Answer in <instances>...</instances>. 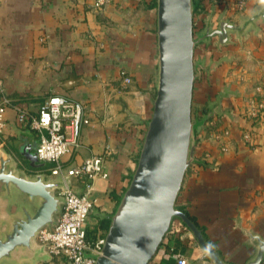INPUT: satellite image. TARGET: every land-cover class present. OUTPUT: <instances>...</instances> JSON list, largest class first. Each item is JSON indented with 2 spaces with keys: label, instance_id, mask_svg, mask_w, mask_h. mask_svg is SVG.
<instances>
[{
  "label": "crops",
  "instance_id": "crops-1",
  "mask_svg": "<svg viewBox=\"0 0 264 264\" xmlns=\"http://www.w3.org/2000/svg\"><path fill=\"white\" fill-rule=\"evenodd\" d=\"M149 1L0 0V98L6 95L31 113L52 94L84 103L90 123L82 127L79 145L63 156L65 168L110 151L104 164L107 178L93 181L96 205L87 222L93 232L106 231L107 222L94 212L113 211L140 148L144 123H134L124 106L142 119L147 116L143 92L156 67L155 6ZM261 7L264 0H247L242 8L237 0H199L194 31L204 27L209 15L214 23L217 18L238 23ZM230 36L227 45L217 46L212 38L195 48V59L221 61L195 80L192 110L201 115L209 101L222 96L220 113L197 132L194 155L203 163L186 171L177 204L226 261L243 264L257 245L246 231L264 236V21L257 30ZM121 69L133 80L124 91L119 87ZM4 119L0 148L15 155L28 174L48 168V163L32 167L24 157L35 154L36 131L18 122L13 107L5 109ZM72 182L76 191L84 190L82 180ZM16 209V203H7L0 218ZM186 232L175 219L148 264H178L173 254L186 264H214L198 262L203 251ZM39 253L36 264H67L63 257Z\"/></svg>",
  "mask_w": 264,
  "mask_h": 264
},
{
  "label": "water",
  "instance_id": "water-1",
  "mask_svg": "<svg viewBox=\"0 0 264 264\" xmlns=\"http://www.w3.org/2000/svg\"><path fill=\"white\" fill-rule=\"evenodd\" d=\"M198 2L154 0L156 75L152 113L143 121L145 130L135 167L113 211L94 212L99 220L107 222L101 253L86 254L95 259L94 264H148L175 219L187 228L186 236L203 251L198 262L208 259L214 264H237L220 255L203 230L177 204V198L191 164L203 163L194 155L199 128L214 113H220L222 93L206 104V111L199 118L192 117L195 80L202 71L209 72L221 61L205 63L202 58L195 59V48L200 43L209 44L212 38L217 46L227 45L231 33L241 37L250 29L257 30L258 23L264 21V7L238 23L221 18L214 23L209 15L204 27L195 32L193 16ZM24 157L32 167L44 165L36 154ZM63 187L60 177L42 172L28 174L19 167L15 155L6 147L0 148V208L7 203L17 205L15 211L0 218V264H36L39 251L46 254L43 246H35L36 235L42 227L55 223L54 215L63 202L58 190ZM246 233L257 245L254 255L243 264L264 263V236ZM27 251L32 255H26Z\"/></svg>",
  "mask_w": 264,
  "mask_h": 264
},
{
  "label": "built area",
  "instance_id": "built-area-1",
  "mask_svg": "<svg viewBox=\"0 0 264 264\" xmlns=\"http://www.w3.org/2000/svg\"><path fill=\"white\" fill-rule=\"evenodd\" d=\"M106 1L108 0H96V4L101 5ZM246 2L247 0H237L239 8ZM119 78L120 82L127 86L132 82L131 75L125 69L120 70ZM8 106L17 111V120L21 125H27L38 135L36 157L39 161L49 164L48 168H43L40 172H46L51 177H60L64 182V187L58 190L63 202L60 211L54 215L55 223L50 227H42L36 235V241L50 257H63L65 262L70 264H94L95 259L92 256L101 253L106 231L93 232L87 222L96 205V198L92 195L93 181L97 176L107 178L104 164L110 156V151L105 155L86 157L71 168H65L62 161L64 155L79 145L81 129L90 123L84 103L66 95L52 94L41 103L35 113H31L14 103L11 98L2 95L0 144L4 143V112ZM249 114L253 117L255 110L251 108ZM73 179L84 182L82 192L74 189ZM173 256L178 264L187 263L181 255Z\"/></svg>",
  "mask_w": 264,
  "mask_h": 264
},
{
  "label": "rangeland",
  "instance_id": "rangeland-1",
  "mask_svg": "<svg viewBox=\"0 0 264 264\" xmlns=\"http://www.w3.org/2000/svg\"><path fill=\"white\" fill-rule=\"evenodd\" d=\"M155 75H156V67H155V69L153 71V77L151 78V81H150L152 83V87H151V83H150V85H146L147 86L146 87V91H144V92L142 91L144 93V95H145L144 97H146V99L148 100V112H147V116H146L145 119H142L140 114H138L136 112H132L130 110H127V107L123 105L126 108V113L128 111L127 114L129 115V117L131 118V120L134 123H139V122L142 123L144 120L149 119V117L151 116V113H152V101H153L154 96H155ZM131 86H133V80H132L131 84L128 85V86L122 84L121 82L119 83L120 90H122V91L128 90ZM192 117H193V119H195V118H199L200 115H197L196 112L194 110H192ZM144 130H145V124H144V128L140 132V134L142 136H143ZM135 163H136V161H135ZM23 164H24V162H23ZM134 166H135V164H134ZM89 220H91L90 216H89ZM83 227H86V226L83 225Z\"/></svg>",
  "mask_w": 264,
  "mask_h": 264
},
{
  "label": "trees",
  "instance_id": "trees-1",
  "mask_svg": "<svg viewBox=\"0 0 264 264\" xmlns=\"http://www.w3.org/2000/svg\"><path fill=\"white\" fill-rule=\"evenodd\" d=\"M154 0H150L149 1V4L148 5H154L155 6V3L153 2ZM146 2H148V1H146ZM141 132V131H140ZM141 140H142V135L140 134V143H141ZM139 152V151H138ZM138 154V153H137ZM137 156V155H136ZM104 226H105V223H104Z\"/></svg>",
  "mask_w": 264,
  "mask_h": 264
},
{
  "label": "flooded vegetation",
  "instance_id": "flooded-vegetation-1",
  "mask_svg": "<svg viewBox=\"0 0 264 264\" xmlns=\"http://www.w3.org/2000/svg\"><path fill=\"white\" fill-rule=\"evenodd\" d=\"M29 163V162H28Z\"/></svg>",
  "mask_w": 264,
  "mask_h": 264
}]
</instances>
